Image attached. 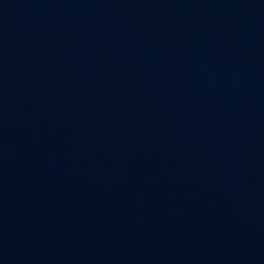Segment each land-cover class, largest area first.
<instances>
[{"label":"water","instance_id":"obj_1","mask_svg":"<svg viewBox=\"0 0 264 264\" xmlns=\"http://www.w3.org/2000/svg\"><path fill=\"white\" fill-rule=\"evenodd\" d=\"M0 264H264V0H0Z\"/></svg>","mask_w":264,"mask_h":264}]
</instances>
